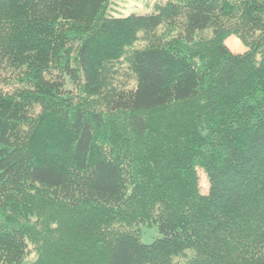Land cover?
<instances>
[{
  "label": "trees",
  "instance_id": "trees-1",
  "mask_svg": "<svg viewBox=\"0 0 264 264\" xmlns=\"http://www.w3.org/2000/svg\"><path fill=\"white\" fill-rule=\"evenodd\" d=\"M110 3L0 0V264H264V0Z\"/></svg>",
  "mask_w": 264,
  "mask_h": 264
},
{
  "label": "rangeland",
  "instance_id": "rangeland-1",
  "mask_svg": "<svg viewBox=\"0 0 264 264\" xmlns=\"http://www.w3.org/2000/svg\"><path fill=\"white\" fill-rule=\"evenodd\" d=\"M167 0H111L108 13L112 17L124 18L130 15H146L155 12L156 6L164 5ZM227 48L235 55L243 54L246 48L236 36H229L225 40ZM138 47L143 46V42L137 44ZM228 69V68H227ZM199 187L203 194L208 192V182L202 171H198ZM141 230V241L150 244L160 237L158 230L154 228L139 227ZM37 256L34 253L29 255L27 264L36 261Z\"/></svg>",
  "mask_w": 264,
  "mask_h": 264
}]
</instances>
